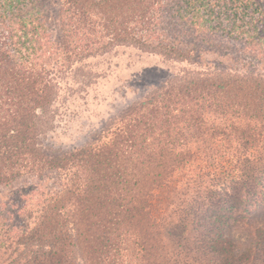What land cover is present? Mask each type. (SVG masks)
<instances>
[{"label": "trees", "instance_id": "1", "mask_svg": "<svg viewBox=\"0 0 264 264\" xmlns=\"http://www.w3.org/2000/svg\"><path fill=\"white\" fill-rule=\"evenodd\" d=\"M56 20L0 0V187L62 175L31 226L0 224V264H264V70L182 68L95 142L41 143L58 76L115 47L264 61V0H60Z\"/></svg>", "mask_w": 264, "mask_h": 264}, {"label": "rangeland", "instance_id": "2", "mask_svg": "<svg viewBox=\"0 0 264 264\" xmlns=\"http://www.w3.org/2000/svg\"><path fill=\"white\" fill-rule=\"evenodd\" d=\"M41 2L50 18L51 37L56 38L60 0ZM206 47L195 52L190 64L170 62L132 47H115L102 56L73 65L58 76V94L51 107V130L42 136V146L50 154H61L95 142L110 119L127 111L182 68L243 72L250 70L251 66L252 69L264 70V61L259 57H253V61L246 58L247 64L243 63L244 58L234 56V51L225 54L217 48L208 50ZM60 174L48 175L41 181L33 177L24 178L0 187V224L6 225V230H11L16 224L31 226L40 202L47 198L46 193L54 190L62 180ZM35 188L40 192H35ZM160 193L164 206L171 194L168 190ZM24 216H29V219ZM123 253V264H127L125 256L128 252Z\"/></svg>", "mask_w": 264, "mask_h": 264}]
</instances>
